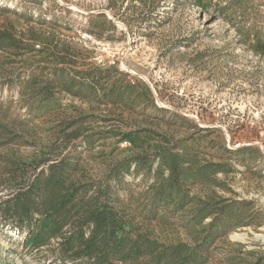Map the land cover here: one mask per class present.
I'll list each match as a JSON object with an SVG mask.
<instances>
[{
  "label": "rangeland",
  "instance_id": "374dc122",
  "mask_svg": "<svg viewBox=\"0 0 264 264\" xmlns=\"http://www.w3.org/2000/svg\"><path fill=\"white\" fill-rule=\"evenodd\" d=\"M0 264H264V0H0Z\"/></svg>",
  "mask_w": 264,
  "mask_h": 264
}]
</instances>
